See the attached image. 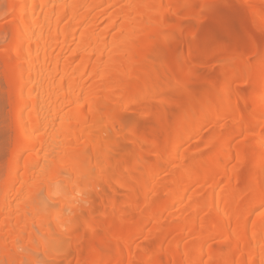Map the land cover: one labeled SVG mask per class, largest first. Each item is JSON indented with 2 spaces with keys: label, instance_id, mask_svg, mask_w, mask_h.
I'll use <instances>...</instances> for the list:
<instances>
[{
  "label": "bare ground",
  "instance_id": "obj_1",
  "mask_svg": "<svg viewBox=\"0 0 264 264\" xmlns=\"http://www.w3.org/2000/svg\"><path fill=\"white\" fill-rule=\"evenodd\" d=\"M242 1L251 10L250 21L254 20L264 27V0ZM8 2L6 19L11 22L10 29L13 30L6 48L1 51L0 65L11 92L9 125L14 139L6 179L2 183L7 196L0 201V250L4 257L16 264L24 261L28 264H59L63 260L67 264L112 262L117 256L111 250L82 251L80 245L83 239L78 231L70 250L62 253L63 258L60 255L49 261L53 256L47 251L50 240L61 241L62 236V233L51 230L50 221L61 214L68 218V222L79 214L82 218L88 216V222L82 224L97 231L94 236L101 240L100 226L95 220L97 216L103 218V227L99 230L102 232L104 229L105 236L115 243L116 253L121 252L116 260L123 259L122 252H125V259H129L127 264H135L133 249L136 237L126 234L117 238L119 230L112 227V219L120 218L121 221L122 218L124 221L123 212L129 219L134 216L129 207L131 205L139 216V235L140 231L149 228L159 232L156 257L151 262L264 264V42L254 43L250 48L260 58L247 72L250 82L246 85H252L253 88L247 85L251 91L242 95L230 90L229 84L237 77L230 74V82L222 88L214 84L221 91L210 95L211 98L205 102L206 109H212L217 116L226 103L224 116L232 115L235 120L237 116L248 119L250 123L244 126L243 132L240 128L237 131L242 132L245 140L250 138L249 147H238L236 136L241 134L228 129L219 141L207 148L208 154L186 163L190 160H187L189 156L186 157L184 149L189 141L205 123L214 119L219 121L217 116L209 117L208 114L202 120L197 119L190 132V128L186 127L188 133L183 136L181 128L196 107L183 106L179 122L173 128H167L162 123L160 133L150 138L142 131L124 126L118 109L112 105L126 107L135 102L139 84L134 82H143L145 93L149 95L146 101L159 103V98L163 97L161 93L165 91L162 92L161 82L165 81L144 78L149 64L155 65L156 62L151 56L157 54V43L160 41L156 43L155 38L164 41L166 38L162 36L168 33L164 29L174 27L172 19H179L181 9L188 3L187 7H194L195 1ZM168 13L172 16L170 20ZM251 37L259 38L255 32ZM234 51L230 53H238V50ZM240 51L239 55L244 53ZM200 53V47L185 52L180 63L182 66H178L176 72L181 71L185 63H190L191 57ZM151 87H155V92L150 91ZM202 108L206 115L205 106ZM126 134L136 140L140 152L130 164H126L129 151L113 138L114 135L123 138ZM150 149L154 153L152 161L144 156ZM243 167L247 171L245 179L240 180L236 173ZM132 173L134 176L138 174L136 182L142 186V194L149 200L144 202L145 205L134 206L131 202V194L135 190L123 181L126 177L133 180ZM163 174L170 178L169 181L166 178L168 182L163 181L166 183L161 181ZM133 182L136 183L135 180ZM62 183L66 184L70 195L64 194ZM243 183L248 189L236 198L234 192ZM197 184L206 188H202L205 192L200 189L205 194L201 202L195 193L193 195V191L201 188H197ZM87 187L92 188V195L85 197ZM57 190L60 194L53 197L55 206L45 207L42 193L50 195ZM157 192H163L167 197L160 208L159 205L153 208L150 202L158 197ZM119 195L127 198L124 211V207L116 202ZM92 198L100 201V208L94 207ZM182 201L184 205L180 203ZM171 212L178 218L175 219L179 221L175 222L176 225L165 223ZM255 213L257 215L253 218ZM168 216L171 217V214ZM124 222L120 224L130 223ZM193 238L195 242L193 240L194 243L191 241L193 244L189 245L188 241ZM221 241L226 242L225 255L219 246H214ZM38 253H42L44 259ZM139 259L142 260L136 264L144 263L148 258Z\"/></svg>",
  "mask_w": 264,
  "mask_h": 264
},
{
  "label": "rangeland",
  "instance_id": "obj_2",
  "mask_svg": "<svg viewBox=\"0 0 264 264\" xmlns=\"http://www.w3.org/2000/svg\"><path fill=\"white\" fill-rule=\"evenodd\" d=\"M185 1L187 3L188 2H193V3L196 2V3L195 5L192 3L194 7L191 8L190 6L187 7L189 3L186 4L185 2L187 6L181 9L182 15L179 19H172L171 18L172 16L170 17L169 13L167 14V17H169L168 19L174 20L173 24H175L173 25L174 27L172 28L164 29L165 32L166 30H168L167 32L171 35V38H170V35H167L168 33H166L167 36L166 35L162 36L164 30L161 31L162 34L160 36L166 39H163L160 36L159 37L166 42L155 38L156 43L160 41L159 43H157L158 44L157 54L155 55V57L153 56L154 54L151 56L152 60L156 62H155V65H152V64H149V66L147 65L148 68L149 67L150 68L149 69L147 68L148 70V72L146 73L147 76L144 78H147L149 80H155L157 78H161L162 80L165 81V82H161L162 84L161 86L163 88L162 92L164 90L166 92L164 91V93H161L163 97L161 96L159 98L158 100L159 103L155 101H154L155 103L153 101L151 102L146 101V98H148L149 95L148 93H145V90L142 84L143 82H134L136 84H139L137 85L138 91L135 96V102L126 107H122L121 105H117V104L112 105L116 109H118L119 114L123 118L124 126L126 125L127 128L128 127L134 128L138 132L142 131L143 133H146V135L150 138H154L156 137V135L160 133V131L162 130L163 124H165L167 128H173V125L175 126V124L179 122L178 119L181 117L180 115L182 114L181 112L183 111L182 110L183 106L185 107L189 106L190 108L191 107L194 108L196 106L195 109L191 110V113L192 111H194L193 112L194 114L192 113L193 115L190 114L187 117L188 121L186 122V125H184L181 128L180 134L182 133L181 135L183 136L187 134L188 132H190L191 129H193L192 126L193 125L195 126V124L197 123V119L202 120V118L204 119L205 116L206 117L212 116L215 118V116H217L216 113H214L212 109L209 110L210 108L206 109L205 102L208 101L209 98H211L210 95H213L214 93L221 91V89L220 90L217 89L218 87L220 88L221 86L222 88V85L226 86V84H228L227 82H230L228 81L229 78H231L230 74L234 76L237 75V77H235L237 80L234 78L235 82L233 83L231 82L229 84L230 90L235 91V92L237 91L241 93L242 95H244V94L249 93L251 91V88H253L251 87L252 85H250L249 83L247 85H249L251 88H249V86L246 85L247 82H250V76L249 74H247V72H248L249 67L255 64L260 58L256 56L253 53V51H250L251 50L250 48L254 43L260 44L264 42L263 24L255 23L254 20H251L252 22L250 21L249 18L252 19V15H250L251 10L250 8L245 6L246 4L243 3L242 0H185ZM8 4H9L8 0H0V63L1 65H2L1 57H3V53L1 51H3L6 48V45L9 42L10 34L12 32L11 30H13V29H10L11 22H9L8 19H6L7 18L6 12H7ZM167 17H166V20H167ZM254 32L256 36L258 35L259 37L258 40L253 39V37H251V35L252 36L254 35ZM197 47H200V50H202V53H200L198 56L191 57L189 61L190 63H185L184 64L185 66L183 65L184 68H182L183 71L181 70L179 71L180 73L179 72L177 73L176 68H178V66H182L180 63H181V60L183 59L185 52L193 51ZM229 49H231L232 51L238 50V53L241 50V51H244V53L241 51L240 53H243L241 55H239L238 53L235 54L234 53L235 51L233 53H230L231 50L229 52ZM1 65H0V68H1L0 69V187L2 188H0V191L2 192H0V195H1L0 201L6 198L7 196V193L3 191L2 183L6 179V170H7L8 164L10 163V159H11L10 150L12 149L13 139H14L13 138L14 134L12 133L11 131L12 129H10L11 126L9 125L10 124L9 121H10L11 92L8 89V83L6 82V77L2 71L3 68ZM141 78H143V76H141ZM214 84L216 85L219 84V85L218 87H216ZM163 85H165L167 90L164 88ZM154 88L151 87L152 90L150 91L154 90L155 92ZM198 106H200L201 108H199ZM203 106H205L206 110L204 111L206 112V115L203 112V109H204L202 108ZM226 106L227 104L225 103L220 108V110L221 109L222 110L220 111V114L216 117L217 119H219V121L218 120L215 121V119L213 118L214 121L209 120L211 121V123H208V124L205 123V125H203L204 127L202 125H198V127H201V128L203 127L202 129L199 128L202 131L198 130L197 135L193 137V139L192 138L191 140L189 139L190 141L188 140L189 144L188 142L184 144L185 147L188 144L186 149H184L185 151L184 153H186L187 155L186 157L189 156V159L187 160H190L189 162L187 161L186 163H190V162L192 163L199 156H202L203 154L204 155L208 154L206 153V151L208 150L207 148H209L211 145L213 146L214 144L213 142L219 141L223 137V135L228 132L226 130L230 129L229 131H233L235 134H238L239 131H237V129L240 128L242 129L241 131L243 132L244 128H246L244 126L249 125L250 122H248V119L244 118V116L243 118H241L242 116L241 117L237 116L236 120L233 118L234 116L232 115L230 116L225 115L226 118L227 117L228 118L227 119L224 118L225 117L224 111L227 108ZM197 109H200V111H198ZM201 109H202V112H201ZM239 110L242 111V109H239ZM197 112L198 113L201 112V113L198 114ZM221 115H223L222 116L223 118L222 117L220 118ZM220 119H223V120L220 121ZM237 121L239 122L237 123ZM215 123H217L218 125ZM233 123H234L233 126L235 128L232 126ZM236 125L238 126L237 128H236ZM186 127L187 129L188 127L190 128L188 132H187ZM241 131L239 133V135L241 134L240 137L236 136V143H237L236 145H238V147H242V148L244 147L246 149L247 147H249V142L251 140L250 138H247L248 140L247 139L245 140V137L243 138V134ZM113 138L119 144H121L122 147H125V149L129 151L126 164L133 163V161L135 160V156L136 155L139 156L140 154L136 146V140L130 137V135L128 134H126V136H124L123 138H120L119 136L114 135ZM210 139L211 140L216 139V140L211 141ZM144 156L150 159V161L154 160V153L151 149L148 150L146 154H144ZM246 171H247L246 167L239 169V171L236 173L237 178H239L240 180L243 178L245 179ZM167 173L168 172H166V175L169 176L170 173L169 174ZM166 175L162 176L161 178L162 182L167 181L166 178H168V181H169L170 179L169 177L171 176L167 177ZM135 176L133 177L134 178L133 180H132V177H131V180L129 179L130 177H126L123 182H125L127 186H130V185L133 186L131 187L134 188L133 191L135 190V193L132 192L133 195L131 194L132 196L131 202L134 204V206H137V205L140 206L144 204V202L146 203L149 200H147L146 197L143 196L142 186L138 185V183L136 182L137 179H139V177L135 178ZM134 180L137 184L133 182ZM163 183H166V182H163ZM245 184L246 183H243V185L240 184V186L235 191L236 193L234 192V195L236 198L240 197L242 194L245 193V191H247L248 186ZM61 185L66 187V184L63 185L62 183ZM65 187H62V188H65ZM90 187L89 189L88 187L86 188L88 190H86L85 197L88 196L89 194L92 195V190H90L92 188ZM199 187L197 184V188L199 189L197 190V192L193 191V195L196 194L195 196L197 200H200V199L203 200V195L205 194H202V193L205 192L204 190L206 188L203 185L202 186L200 185ZM202 188L203 189L205 188V189L203 190ZM200 189H202V191L204 192H202ZM105 190L109 191L108 188H106ZM117 190H119V188ZM160 191H163V190L161 189ZM119 192L121 193L122 191L119 190ZM157 194H158L157 198L155 197V195L153 196L155 197L156 200L153 199V202L152 200L150 202L151 207L154 205L153 208L155 206H156L155 208H158L157 207L158 205L160 208V205L161 204L163 205L165 203L164 200L167 197L166 195L163 194V192H157ZM192 198H194V196ZM196 198H194L195 200L194 201L192 200V201L195 202ZM92 200H93V205L95 208L101 207L100 201L97 198H92ZM116 202L118 203L119 206L124 207L122 208L123 211L127 208L126 207L127 198H125V196L123 195L117 196ZM180 203L184 205L183 201ZM129 207L133 211L132 213L134 216L130 217L129 219V217L126 216V213L123 212L122 217L124 221L126 222L128 221L130 223L128 224L126 223L124 224V226H122L121 224L125 223L124 221H122V218H121V221H119L120 218L116 220L112 219V227L115 230H119L117 234V238L118 237L123 238L125 237L126 234L133 235L136 237V239H134V244L136 245L134 246L135 249H133V252L135 254L133 255L134 256L133 260L135 261V264L139 262V260L140 261L142 260V259H139L141 257L142 258L147 257L148 259L144 263L140 262V264H148L149 262L151 264H159L156 262H151L156 257L155 251H156V246L158 245L159 232L155 230L153 231L151 228H149L148 230L147 229L143 230V231H146L147 233L140 231L141 234L139 235V230L137 228V221L139 219V216L137 215L136 211H134V207H131V205H129ZM173 213L172 212L170 213L171 217L168 216L170 214H168L166 217L167 221H170V222L165 221V223H167L168 225L171 223L172 224L174 223V225H176L179 222L178 220H175L178 218ZM59 215L60 216L50 221L49 227L51 228L52 231H54V233H62V236L64 237V239L61 236L60 237L61 241L54 239V241L55 240L58 241V242L56 241L54 242L53 240L52 241L50 240V244L48 241L46 249H48V244H49L50 246L47 251L48 252L50 251L49 252L50 256L53 255L52 257L49 258L50 259L49 261L54 260L53 258H58V256L60 255H62L61 257L62 259L63 254L66 251H68V249L71 247L74 237H76L80 233V236L83 239L80 245V249L82 251L85 252V251L95 249L97 252H100V251L104 252V251L111 250L112 252H114V255H116L117 257H114L112 262H109L106 264H127L129 259L128 258L125 259V257L127 256L125 252H122L124 253L123 259L120 258V260L117 261L118 255H121L120 254L121 252L116 253V250H115L116 246H114L115 243L105 236L104 229L102 230V232H100L99 229L103 227V222H104L103 218H101L100 216H97L95 220L96 223L98 224L97 226L98 227L100 226L98 231L102 237V240H101L97 238L98 236L96 237L94 236L95 234L96 235L98 234L97 231H92V228H86L84 224H82L83 222H88V218H87L88 216L86 217L84 215L85 217L82 218L79 214H76L72 217V219L68 220L67 222L66 220L68 218H65V216L61 214ZM256 215L257 214L255 213L253 215V218L256 217ZM212 216L218 218V216L215 214H213ZM0 219H2L1 215H0ZM61 223L63 224L62 226H60ZM59 226L61 228H59ZM70 229L73 231L75 229V231L71 232ZM96 229L93 228V230H96ZM76 231H78L77 232L78 234L76 233ZM69 232H71V234ZM193 240L194 238L188 241V244L191 245L190 243H192ZM225 243H226L225 241L214 243V246L216 247L219 246L222 249L221 253L223 255L227 253V250L225 249L226 247ZM38 255L40 256V258H43L42 253H38ZM148 255H150V257H148ZM74 259L76 260V258ZM114 259L115 260L117 259L116 262L114 261ZM59 262H60L59 264H67L64 260L59 261ZM0 264H16V263L8 260V258L6 259L0 250ZM86 264H89V263H86Z\"/></svg>",
  "mask_w": 264,
  "mask_h": 264
},
{
  "label": "snow or ice",
  "instance_id": "obj_3",
  "mask_svg": "<svg viewBox=\"0 0 264 264\" xmlns=\"http://www.w3.org/2000/svg\"><path fill=\"white\" fill-rule=\"evenodd\" d=\"M57 189H59V185H57ZM60 192L57 190V191H54L53 193H51L50 195H44L42 193V199L44 201V205L45 207L47 206H55V200L53 199V197L59 195ZM64 194L67 196V195H70V192L68 191V189L65 187V190H64ZM71 214L70 210H69V215ZM22 264H28V262L24 261L22 262ZM40 264H44V262H40Z\"/></svg>",
  "mask_w": 264,
  "mask_h": 264
}]
</instances>
